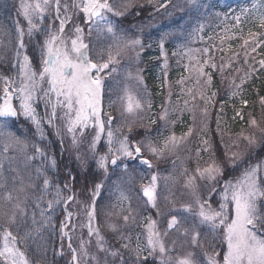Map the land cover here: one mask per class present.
Returning <instances> with one entry per match:
<instances>
[{"label":"snow or ice","instance_id":"obj_1","mask_svg":"<svg viewBox=\"0 0 264 264\" xmlns=\"http://www.w3.org/2000/svg\"><path fill=\"white\" fill-rule=\"evenodd\" d=\"M195 4L196 0H190ZM163 6V5H162ZM50 7H54L55 18L59 20V27L53 31L51 25L44 26L46 13ZM68 5H64V12H68ZM73 8L79 9L83 14L85 24L89 25L88 35L93 31L99 34L106 31L114 38L115 53L113 45L107 48V58L103 54H99V59L91 55L90 43H86L84 39V29L79 25L75 26V38L65 39V25L71 19L69 15L60 18L61 0H21L19 5V14L23 16L27 23V32L21 26L20 21L14 22L16 38L18 44L15 47V58L19 66V84L9 77H0L3 81V97L0 102V137H7L11 142L20 146L23 151L28 147L26 141L21 140L14 133L7 131V118H19L21 115L30 120L35 126L37 133L41 139L44 138L42 129V121L37 117L36 108L33 106L37 99L38 91L43 92L45 100L46 113L45 117L49 125L55 126L54 122L57 118L64 121L65 129L72 137L73 145L78 144L77 133L82 137L86 129L91 127L94 135L92 136L90 150L96 153L97 144L101 141V137L106 135L107 152L99 155L96 159L97 167L107 175L109 162L116 165L121 158L135 160L140 159V163L151 168L152 162L142 157L141 149L146 150L154 157L160 159L165 152H173L192 135L190 127L186 133L177 137L175 133L164 138L159 145L149 140L146 144L144 141L132 142L128 135L118 136L117 133L122 131L123 127H127L131 133L136 125V117L145 110V103L148 109L152 105L150 101L145 102L137 91L133 90L127 84L123 87L122 95L118 97L121 116L131 118L125 124L113 130L112 124L114 117L109 112L106 119L102 118L103 98L105 94V81L117 73L116 67L119 64L118 57L128 51L135 50L137 46L143 48L142 41L139 38L125 39L117 36L114 25L108 20L106 13H113L116 16H122L125 12L133 7L131 0L123 5L124 11H114L113 6L108 0H79V3H73ZM256 6L253 5V8ZM249 9L241 8L240 14L235 15L233 19L235 24L233 27L239 28L241 24V16L247 17ZM253 25H258L260 29H264V12H260L252 21ZM203 24L195 28L193 32L203 31ZM243 32V29H240ZM230 29H224V35L220 37L221 42L225 39H231L229 35ZM40 33L44 39L38 45L39 48V65L33 66V60L22 50L26 48L24 37L27 35L31 39L35 34ZM168 34L160 38L159 46L161 54L164 55V39ZM234 35V34H233ZM264 32L253 31L248 29L247 38L241 35L243 40L242 48L245 49L244 63L248 64V52L246 49L251 47L254 52L256 48L264 45ZM211 39V38H210ZM224 50V49H221ZM227 50H231V45ZM197 52L207 56L203 61L199 57L191 55ZM189 59L195 60V65L190 70L195 74V82L199 88L193 91L192 88L187 90V94L191 100L195 101L199 96L205 102V105L212 101L216 96L213 92L212 96L206 95V89L211 86L212 74L205 71V67L216 69L217 65L212 62L214 57L211 56L210 49H189ZM139 53H137V56ZM178 55V53H173ZM23 57L22 61L20 57ZM239 56L234 53L228 58L227 63H222L219 71L223 75L226 67H231L232 59ZM225 57H221L223 62ZM261 69H264V59L259 61ZM14 67L16 65H13ZM164 67H167V59H165ZM237 73L241 72L240 68L235 69ZM256 69L249 65L248 70L240 77V83L237 84L235 78L231 80L232 86L237 90L232 92V96L239 94V89L248 80L251 79ZM206 77V79H204ZM126 79H135L139 84H143V77L140 76L139 70L135 76L131 71L127 72ZM178 83L183 84L184 78ZM47 84V88L43 85ZM171 95V92H169ZM53 96L55 100L53 101ZM18 100L19 107L13 105V99ZM116 101H110L108 107L112 108ZM241 103L247 105V100H241ZM260 103L264 106V97L260 98ZM185 108L188 111H195L196 105L189 107V101H184ZM51 111L48 112V107ZM223 107V106H221ZM62 110V115L58 117L57 109ZM205 117L208 116V108L202 109ZM237 116L240 112L237 111ZM159 120L165 123L175 124V120H169V110L162 106L159 114ZM195 119V117H193ZM241 119L243 117L241 116ZM156 119L150 120V124H155ZM107 125V128H106ZM250 132L245 135L243 132L239 134L238 140L233 142V147L239 148V140L245 142L243 151L230 152L226 146L223 157H217L212 151V144L209 140H202V149H197V163L194 174H189V169L185 168L181 175L185 179V187L188 188L193 196L192 202L184 203L180 209L195 217L200 225H207L210 232L216 240V246L211 252L205 251L204 257L206 264H264V160L251 163L252 157L256 154L254 150L259 147L264 149V120L258 121L255 117L249 120ZM217 129L220 130V118H217ZM59 135V130H57ZM35 153L28 159H35L36 156L46 157L44 149L37 145H33ZM9 150L6 144L3 151ZM201 151L208 153V159L200 163ZM79 159V157H77ZM123 163V168L127 172L129 165ZM50 166L56 167V162L51 159ZM239 171L238 176L229 179H223L226 170ZM37 177H42V187L39 189L40 194L36 195L34 189L36 185L29 183L25 185L21 181L17 187L15 181L17 177H12L13 183L9 186L8 179L3 177V164L0 163V264H35L29 259L27 248L30 247L29 242L35 241L37 237H41L42 230L53 228V215L56 207L63 204L65 213L64 220L60 222L61 239H68V249L71 252V264H149V258L159 256V264H197L194 253L177 257L175 261L169 255V248L166 246L164 237L168 235L169 230H173L180 223L178 216L173 214L167 221V230L161 233L157 227V221L151 217L146 218L144 229L146 231L145 243H140V237L137 236V243L133 247L131 243L122 244V248L127 250L128 258L119 250H112L106 245L105 237L101 234L99 227L93 226L96 219L95 197L99 195L102 183L94 184L93 200L91 210L86 211L88 222V236H95L96 248L99 253H104L103 262L99 256L91 254L88 245L91 241L80 240L79 252L72 246V237L65 229L71 222L72 212L68 211L67 205L75 199L74 195L64 196L59 185H53L44 170L40 167L36 169ZM168 179V178H165ZM206 181L209 186V195L202 198L197 194L199 185L197 180ZM157 181L158 175L152 174L150 182L142 185L141 190L143 196L147 198L146 203L153 208L157 207ZM220 184L219 191L215 185ZM55 188V194L52 199H48L45 204V196L48 195L49 188ZM65 189L71 192L68 184L64 185ZM29 190H33L30 194ZM215 193L219 199L215 201L216 206L213 207V196ZM32 199V211L30 216V226L21 233V226L29 224V207L28 202ZM128 199L121 193V200ZM87 208V206H86ZM131 213V209H128ZM159 214V213H158ZM37 215L39 219H37ZM130 215H124L123 220L128 223ZM135 221V217H131ZM73 225V229H74ZM108 227L112 231H117L116 225L109 224ZM183 234L189 235V230L184 229ZM201 233L192 230L191 241L193 245L201 246L199 243ZM125 239V237H121ZM130 241V237H128ZM219 249V250H217ZM147 253V255H145ZM61 255L63 252L61 251ZM116 259L108 260L107 257Z\"/></svg>","mask_w":264,"mask_h":264},{"label":"trees","instance_id":"obj_2","mask_svg":"<svg viewBox=\"0 0 264 264\" xmlns=\"http://www.w3.org/2000/svg\"><path fill=\"white\" fill-rule=\"evenodd\" d=\"M220 1L221 0H196V3L193 4L190 2V0H134V11L136 14H138L137 20L133 22L130 21L127 18V12L113 20L117 36L123 37V30H125L126 25L128 26L129 24H131L134 28L139 29V33L137 35H131L128 39L139 38L143 44L142 49L137 46L135 50L137 53H139L137 68L139 70L140 76L143 77L142 86L145 89V92H143L142 96L145 102L150 101L152 105L151 109H148V112L151 113L146 112L148 116L141 118V124L147 130H153L154 128L162 129L163 123L158 118L162 111V106L167 107L168 102H182L185 98L184 92H187L188 89H185L184 86H181L178 83V80H181L180 75L183 73V70H186L184 65L185 60L181 59L182 49L180 46L182 43H184L182 38H185V42H187L189 33L193 32L195 28H198L201 24H203V26L208 25L213 20H216L220 15L218 14L219 12L215 10V7L220 3ZM228 1L233 3H247L250 0ZM0 3L4 4L5 0H0ZM118 11H124V8L120 7ZM130 13L132 15L135 14L133 11H130ZM3 14L6 15L5 18H3ZM2 19L13 20V14L8 10L4 11V8L0 7V20ZM53 25L56 26L57 22L54 21ZM56 28L57 27L54 28V31ZM252 30L264 32V29H260L259 27H255ZM166 33L168 35L164 39V55H162L159 41L160 38ZM240 37L241 35L238 36L237 40L233 44H231V49H239V44L242 40ZM244 37L247 38V35ZM111 38L113 37L111 36ZM261 39H264V37H261ZM204 48L205 47L203 45H200V49ZM10 53H12V51L10 52L9 50L8 56L5 55L4 57L10 58L11 60L12 55H10ZM173 53H178V55H173ZM255 53L261 57V60L264 59V45L258 47ZM209 54L213 56L217 54V52L215 54H211L210 52ZM118 59L119 64L121 65L124 61V56H119ZM165 59H167L166 68L164 67ZM204 59H207V57ZM244 60L245 58H242V56L234 59V67L231 69L234 70V72L232 75L228 76V81H231L233 78H235L236 83L239 84L240 77L243 76L244 72L248 70L249 65H252L256 71L253 72L251 79H248L241 86V88L238 90L239 94L236 96H232L231 94L233 91L237 90L233 86H228V83L226 84V82L222 83L221 79L217 78L216 75V73L219 74L220 65L225 62L220 61L216 63V69L205 67L206 72H210L213 77L211 86L206 89V95L211 97L212 93L215 92L216 96L212 98V101L207 105H205V102L203 101L202 106L203 108L207 107L208 116L211 114V119H215L214 114L219 113V103L221 101L225 102V105L221 107L220 112L224 115L223 117H225V122L231 126L233 133L242 127L249 134L250 117H255L258 121L264 120V106H262L260 103V98L264 97V69H261L260 66L258 67L254 65L252 62L245 64ZM237 68H240L241 72L237 73L235 71ZM209 70H215L216 73L213 74V72ZM225 70L230 69L226 67ZM6 72H8V70H6ZM115 75L116 74H113L112 77H109L105 81L103 107L108 111H111V114L115 120H119V108L117 106H113L112 108L108 107L109 102L114 101V92L119 86V82L113 78ZM191 86L192 84L190 83V87ZM169 92H171V95H169ZM241 100H247V105L242 104ZM146 106L147 103H145V108ZM179 111L182 112L181 116L184 118L183 125L179 128V132H177L180 134L185 129L190 128V120L188 117L191 114L189 113L188 115L187 110L184 112L183 110ZM237 111L240 112V116H242L243 119L236 115ZM152 119H156L157 122L155 124H150V120ZM173 119H175L174 114L172 116V120ZM159 123L160 126H158ZM210 128L211 135L215 127L212 126ZM7 131L14 133L21 140L26 141L28 144V147L24 149L26 156H23L24 158L27 157L26 163L24 165H18L15 162L16 159H12L9 156L10 154L16 155V152L8 151V157L6 159L4 158L5 152L3 149L5 145H2L0 142V154L3 156L0 163L3 164V175L9 176V186H11L13 183L12 177H17V182L18 179H22L26 185L29 183L36 185L37 187L34 189V191L36 195H39V189L42 187V177H37L36 169L38 167L42 168L52 184L59 185L64 196H67L70 193L75 196L74 201L68 207L71 212L75 214L73 217V220H76L75 228L80 227L82 234L87 235L84 224L86 211L89 210L92 200L94 184L102 183L103 187L95 201L96 226L100 228V231H103L106 245L112 250H119L123 252L125 254V258L127 259V250H124L121 247L124 241V239H121V237H125V233H122L121 231L114 232L108 227L109 223L111 224L110 218H113L114 211L116 210L117 206L116 198L119 193L118 184L120 183V181H118L119 177L117 174L113 173L107 176L102 175L101 173L94 170L91 163L88 161L82 166L73 163V161L67 157L65 152H61V141H59L51 129L48 130L46 139L44 141L37 140L34 135L30 137L25 136V134L19 132L15 126H10ZM168 134V130L164 129V131L161 133L159 132V134L157 132L156 136L153 138L155 141L161 142L165 137L168 136ZM202 134H204V132H202ZM207 134L200 136V145H202V140H204V137H207ZM213 140V144L217 148V140L215 138H213ZM33 145H37L44 149L47 159L45 157L39 156H36L35 159H28V157H32L35 153ZM230 149L231 148H229V150ZM261 150V148L257 147L254 152L258 154ZM224 151L216 149V153L219 157H223ZM201 157L202 163L204 160L208 159L206 152H203V154L201 153ZM51 159H54L56 162L55 168L50 166ZM68 159H70L71 163L68 162ZM196 163L197 161H192L191 164H195L193 168H196ZM12 168L19 169H16L18 171H12ZM193 168L191 169L192 172H194ZM70 176H73L71 184ZM65 184L70 186L71 192L64 188ZM2 191L3 190H0V195H2ZM29 191L31 194L33 190ZM55 191L56 189L54 187L48 189V195L45 196V204L48 199L53 198ZM32 199L33 198L30 195L28 202L29 224L21 226V233L24 230H27V228L30 226ZM62 206L63 204L57 206L55 213L52 214L54 227L47 230H42L41 237H37L34 242H29L30 247L27 248V254L29 259L34 261L35 264L70 263V253L65 240L61 239L60 233V222L63 220ZM37 219H39L38 215ZM82 237L85 239L84 236ZM89 240L91 241L89 246H91L92 239L89 238ZM71 243L74 244L73 237ZM61 251L63 252L62 255L60 254ZM104 256V253H99L101 262H103ZM107 258L108 260L116 259L111 256ZM116 264H119L118 259L116 260Z\"/></svg>","mask_w":264,"mask_h":264},{"label":"rangeland","instance_id":"obj_3","mask_svg":"<svg viewBox=\"0 0 264 264\" xmlns=\"http://www.w3.org/2000/svg\"><path fill=\"white\" fill-rule=\"evenodd\" d=\"M79 3V0H61V9L62 11L60 12V18L63 19L64 16L67 14L71 17V19L66 23L65 25V39L69 40V46H70V40L72 38H75V31L74 28L75 26L79 25L80 27H82L84 29V39L86 43H90L91 46V55H93L94 57H96L97 59H99V54L102 53L104 58H107V48L109 45H113V52L115 53V47H114V38H111V36H109V34H105L104 31H101L99 34H97L96 31H93L92 34L89 36L88 35V27L89 25L85 24L84 22V17L83 14L81 12H79V9L77 8H73L71 7L73 3ZM108 2L113 6L114 11H118L120 7H123V5L128 2V0H108ZM21 3V0H5L4 4L0 3V7L4 8V11L8 10L10 13L13 14V20L9 19V20H5L2 19L0 20V77H9L13 80H15L16 84H19L20 82V78H19V66L16 62V58H15V53L11 54L12 55V59L10 60V58H5L4 56L7 55L9 53V49L7 48L8 44H12V46H15L18 44V40L16 38V33H15V25L14 22L19 20L20 24L22 27H24L25 29V33L27 32V23L24 20L23 16L19 14V5ZM131 3L133 4V7L129 8L126 12H127V18L130 21H135L138 18V14H136V12L134 11V0H131ZM67 4L68 7V12L65 13L64 12V5ZM253 5H255L256 7L253 8ZM71 7V8H70ZM241 8H247L249 9V14L247 17L245 16H241V24L239 26V28L233 27V25L235 24V20L233 19V17L235 15L240 14V10ZM53 9V10H52ZM215 10L217 12H219L218 14L220 15L216 20L213 21V23H211L210 27L212 29L211 33L203 30L201 31V38H203V42H210L214 47H220L221 45H225L228 44L231 40L235 39V37L237 36L238 33H241L240 29L247 30L248 28H250L251 26H253V23L251 22L252 19L257 16L260 12H264V0H250L247 3L244 2H239V3H233L231 1H224L219 3L216 7ZM130 11H133L135 14L132 15L130 13ZM8 14V13H7ZM107 18L109 21H111L112 18L117 19L120 16H116L113 13H106ZM6 15L3 14V18H5ZM51 19V21H50ZM54 21L57 22V25H53ZM51 25L52 30L54 31V28L59 26V20H57L55 18V12H54V7H50L48 9V12L46 13V19L44 21V26H49ZM228 27L230 29L229 35L232 37L231 39H225L223 41V43L221 42L220 37L224 35V29ZM56 28V29H57ZM124 35L123 37L125 39H128L129 36L131 35H137L139 33V29L138 28H134L131 24H129L128 26L126 25L125 30H123ZM86 34V36H85ZM234 34V35H233ZM200 38V39H201ZM211 38V39H210ZM44 37L42 34L37 33L35 34L31 39H29V37L27 35H25L24 40H27V42L29 43L26 44V47H28V50H22L24 53H26L27 55H29V57L33 60V66L37 67L39 65V48L38 45L40 43H42ZM14 42H17V44H14ZM221 48V47H220ZM182 50L184 52H188V49H186L184 46H182ZM194 53V52H193ZM124 61L123 63L117 64L116 67L119 71V79H120V83H119V89L121 91L117 93V97L115 99V101L118 103L119 105V100L118 97L120 95H122V90L123 87L127 84L129 87H131L133 90L137 91L138 94L141 96V98L143 99V91L144 88L142 87V84H139L135 79H126L127 76V72L131 71L133 76L136 75L137 73V63H138V56H137V51L136 50H128L124 53ZM10 57V56H9ZM23 57H20V60L22 61ZM181 59H184V54H181ZM195 62V60H194ZM13 65H16L15 67ZM6 70H8V72H6ZM184 72V76L182 78H184L185 82H188V85H190V83L192 84V86L190 88L193 89V91H196L199 86L196 85L195 82V74L190 71V70H183ZM234 72V70H229L228 72H224L225 77H221L219 79H221V82L224 83L226 82V84L228 83V86L232 87L231 81L229 82V75H232ZM226 73V74H225ZM116 74V73H114ZM223 79H226V81H223ZM3 81L0 80V96L1 94H3ZM185 87V86H184ZM43 88H47V84L43 85ZM43 97V92L42 91H38V96L37 99L34 101L33 106L36 108V114L37 117L41 119L42 121V129L44 132V138L41 139L40 135L37 133V130L35 128V126L32 124V122L30 120H26L22 115L19 118V121L16 122H12V121H8L7 123V129L10 126H15L17 128V130L23 134H25V136L30 137L32 135L35 136V138L37 140H41L44 141L46 139L47 136V131L50 128L53 132L55 131V129L59 130V135H57L59 140H62L63 145H64V149L66 151V153L69 155V158L76 162L77 165L82 166L85 164V162L88 160H93L94 164L92 166V168L98 170L97 164H96V159H98L99 155H103L107 152V144H106V135L101 137V141L97 144L96 147V153H95V158H94V154L93 152L90 150V144H91V140H92V136L94 135L93 129L91 127H89L88 132L84 133V135L81 137V142L80 143V135L79 133H77L78 136V144L77 145H73L72 143V137L70 134L67 133L66 129H65V124L64 121L57 118L54 122L55 126L49 125L47 122V119L45 117V113H46V108H45V100L42 98ZM55 100V97L53 96V101ZM144 100V99H143ZM188 100L189 101V107H192L193 104L196 105L195 111H188L185 108V104L184 101ZM147 101V99H146ZM230 101V100H229ZM203 100H201L199 98V96L196 97V100L193 101L191 100L190 96L187 94L186 97L183 99L182 102L176 101V102H168L167 103V107L169 110V120H172V116L173 114L175 115V119L176 123L175 124H171V123H165V121H162L163 123V128L162 129H158V128H154L153 130H147L146 128H144V126L141 124L142 117H147L148 114H146L147 109L145 108V110L143 112H141L139 114L138 117H136V125L133 127V130L131 133L128 132V129H126V126L122 128L121 132H118L117 135L118 136H123V135H128L129 140L132 142L135 141H144V143L146 144L149 140H151L152 142H154L155 144L159 145L161 144L163 141L161 142H157L155 141V139L153 138L154 136H156L157 132L159 134V132H163L164 129H167L169 131V136L174 133L173 132V128L176 125H179L182 123V119L181 118V111L179 110H183L189 112L191 115L190 117H188L189 124L190 127L192 128V135L189 136L181 145L179 148H177L175 151L173 152H165L163 157L158 159L154 156H152L147 150L146 148L142 147V152L144 153L145 157L148 158L151 162L152 165L154 167V169L158 170L161 168L160 173L161 174H157L158 175V181H157V196H160L161 201L169 204L170 207L173 206L174 201L176 200H183L185 203H189L192 202L193 200V196L191 191L186 188L185 185V177L183 175H181V173L183 172V170L185 168L187 169H192L194 167L195 164H191L192 161H197V157H196V152L197 149H202L203 145H200V136L206 135L209 131V133L207 134V137H204V139H207L210 141V143L212 144V151H214L216 153V149H220L221 151L226 150V146L229 150V148H231L229 151H243L244 147H245V142L243 140H239V144L240 147L236 148L233 147V142L238 140L239 134L241 132H243L245 135H248V133L245 131L244 128H240L238 131L233 133V130L231 128L230 125H228L225 122V117H223L224 115L220 112L221 107L219 106V113L214 114L215 119H211V114H209V116L205 117L202 114V106ZM219 105H225L223 102ZM15 106L18 108L19 107V102L18 100L15 99ZM213 108V107H212ZM179 109V110H178ZM48 112L51 111V107L49 106L47 109ZM212 111V109H211ZM151 113V112H148ZM57 114L58 117L60 115H62V110L61 109H57ZM107 114H105L104 110L102 112V118L106 119ZM195 117V119L193 118ZM220 118V130L218 131L217 129V118ZM241 117V116H239ZM119 118L120 121L118 120L116 126H113V130H115L116 128L120 127L121 125H123L124 123H126L127 120L131 119V118H127V117H123L121 116L120 113V105H119ZM1 121V120H0ZM15 121V120H13ZM160 126V123L159 125ZM214 126L215 129L213 130V133L210 135V130L212 127ZM107 128V125H106ZM160 128V127H159ZM188 130H186L185 132L182 133H175V135L177 137H180L183 133H186ZM202 132H204V134H202ZM129 133V134H128ZM213 138H215L217 140V148L214 146V140ZM0 142L2 143V145H8L9 147V152H16L17 154H10L9 156L12 159H16V163L18 165H24L26 163V158H24L23 156H26L24 153V150L21 151L20 150V146H17L15 144H13L11 142L10 139H8L7 137H0ZM216 144V141H215ZM262 149V148H261ZM193 150V151H191ZM8 151L5 152L4 158L6 159L8 157ZM201 153L203 154V151H201ZM206 155L208 156V153H206ZM217 157L218 154L216 153ZM79 157V159L77 158ZM261 157L260 160H264V149H262L260 151V153L255 154L251 161L253 160L254 162L252 163H256L258 162V159ZM3 156L0 154V162L2 161ZM70 159H68V162L71 163ZM128 159L125 158H121V160L117 161V164L114 165L113 171H116L119 174V179L123 182L121 187L122 189V193L125 194V196L128 197V201L130 202V205L132 206V210L133 211H138L139 209V205H141V201L136 199L137 196H139V193L141 194V187L142 185H146L150 182V177L151 175L148 176V180L146 183H139L136 180V178L129 174V171H132V169L128 168L127 172L124 170L123 168V163L121 161H123L124 163H127ZM202 160V159H201ZM200 160V163L203 164ZM110 163V162H109ZM192 167V168H191ZM5 168V167H4ZM162 168H166V170H162ZM19 169V168H16ZM14 168H12V171H18ZM135 169V168H134ZM195 170V168H193ZM109 170V168H108ZM234 175H239V171H236ZM5 178L9 179L8 175H3ZM168 178V179H165ZM225 179L224 177L221 178V180ZM22 179H18V182L16 180V185L20 186ZM25 185L26 183L23 182ZM197 184L199 185L198 190H197V194H199L202 198H203V194H201V187L202 186H208L206 181H200L199 179L197 180ZM219 185L217 191H219L221 185ZM215 185V186H217ZM210 189H208V191L206 192L207 194H209ZM139 204V205H138ZM175 211L174 209L171 210V212ZM180 216H181V221L178 224L180 227L176 230V232H171L168 233L167 236L164 237V241L166 239H169L170 237L175 239L176 237H178L181 233H182V229L183 226H187L189 218L192 216L188 213H184V216L182 218V213L180 212ZM196 226H199V222L196 219ZM94 226V225H93ZM69 225L68 227L65 229L66 231L69 232V234L71 233L69 230ZM134 230V228H133ZM143 235L146 234L145 230H140ZM164 231H166L165 229L161 232L163 233ZM76 234H77V229H74L71 233L72 237H73V241H74V246H75V241H76ZM85 241H87V239H85ZM146 241V237L145 239H143L142 241H140V243H145ZM166 243V242H165ZM80 245V241H78V247ZM91 248L93 253L97 252V248H96V240L93 238V243L91 244ZM70 251V250H69ZM194 253V252H193ZM194 257L198 258L200 257L199 254L194 253ZM156 258L157 263L159 264V256L157 255V257H153ZM71 263V261H70Z\"/></svg>","mask_w":264,"mask_h":264},{"label":"water","instance_id":"obj_4","mask_svg":"<svg viewBox=\"0 0 264 264\" xmlns=\"http://www.w3.org/2000/svg\"><path fill=\"white\" fill-rule=\"evenodd\" d=\"M2 102V101H1ZM13 105H14V99H13Z\"/></svg>","mask_w":264,"mask_h":264}]
</instances>
